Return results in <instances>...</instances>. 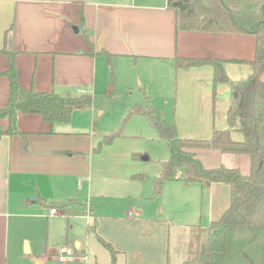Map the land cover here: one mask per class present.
<instances>
[{"label":"crops","instance_id":"crops-1","mask_svg":"<svg viewBox=\"0 0 264 264\" xmlns=\"http://www.w3.org/2000/svg\"><path fill=\"white\" fill-rule=\"evenodd\" d=\"M80 11L93 48L114 55L112 69L103 55L77 53L90 49L77 27ZM4 43L8 50L16 51L21 87L62 95L90 94L95 99L115 96L117 83L132 96L138 92L143 102L146 93L145 103L159 109L180 137L196 139L210 138L213 129L228 128L229 87L219 83L213 102L212 66L175 69L173 58L224 59L226 73L236 80L251 74L248 62L255 54L254 34L178 30L175 11L167 0H0V49ZM8 66L0 52V71ZM261 78L264 80V72ZM8 96V79L0 74V106L7 103ZM73 122L51 125L39 113L18 112V128L28 133L27 149L21 147L18 134L0 137V264H36L40 259L48 264L46 257L54 256L63 245L72 247L76 256L85 255L79 238L72 237V245L65 242L42 249L26 236L31 219L50 217L51 202L72 199L56 209L69 218L73 213L71 220L87 222L88 232L96 239L98 235L110 242L116 250V264H172L184 259L189 225L207 227L229 205L230 187L222 182H191L195 184L191 187V183L173 178L165 180L160 193L153 196L151 178L155 175L135 178L140 171H134L141 168L138 163L128 162L127 170L119 175H97L91 153L99 140L91 134L95 128L78 130ZM0 126L7 128L6 118L0 119ZM230 135L236 141L244 139L239 131ZM136 153L143 154L131 151L134 161L149 159L143 158L146 155L134 157ZM196 154L207 168L236 167L242 174L250 169L247 153L198 149ZM113 186L136 192L132 194L133 211L114 201L120 193ZM157 196L164 204L158 199L154 208L145 206L149 198ZM196 206L201 212L197 217L192 210ZM69 218L67 229L72 228ZM105 250L109 257L104 264H111Z\"/></svg>","mask_w":264,"mask_h":264},{"label":"trees","instance_id":"trees-1","mask_svg":"<svg viewBox=\"0 0 264 264\" xmlns=\"http://www.w3.org/2000/svg\"><path fill=\"white\" fill-rule=\"evenodd\" d=\"M167 6L175 11L178 30L241 32L255 36L254 58L248 63L251 74L245 79L232 80L224 68V59L216 57L175 56L173 67L212 66V97L216 98L219 83L229 87V102L226 111L228 128L213 129L208 139L182 138L176 126L165 121L161 111L145 103L131 104L127 115H145L156 134L167 142L169 157L159 162V173L151 178L152 194L160 193L165 180L177 178L185 183L196 182L209 185L222 182L230 187V201L221 216L207 227L189 225V247L180 264H264V0H167ZM78 28L90 45V49H79L78 54L106 57L110 69L114 55L104 49L95 50L89 32L83 26V15L78 13ZM0 52L6 56L9 66L0 71L8 79L9 96L0 106V119H7V128L0 126V137L18 134L21 147H28V133L17 125V114L39 113L42 119L54 125L69 122L76 109L92 103L90 94L62 95L53 90L37 91L34 87L23 88L18 81L15 64L16 51L2 46ZM112 77V71L110 73ZM232 131L243 134L242 141L231 138ZM119 132H111L99 139L94 151L109 144ZM198 149H215L221 152L247 153L250 169L242 174L236 167L223 165L207 168L197 156ZM139 154H134V157ZM143 178V172L133 175ZM72 202H51L49 206H62ZM56 208V207H55ZM98 241L108 250L111 264H116V250L112 244L97 235Z\"/></svg>","mask_w":264,"mask_h":264},{"label":"rangeland","instance_id":"rangeland-1","mask_svg":"<svg viewBox=\"0 0 264 264\" xmlns=\"http://www.w3.org/2000/svg\"><path fill=\"white\" fill-rule=\"evenodd\" d=\"M114 88V92L117 90L119 94L115 93V96L92 98L91 105L82 109H76L71 119V121H74L73 123H75L78 130L89 131L94 127L95 130L92 131L91 134H93L97 140L102 139L103 135L106 133L119 132L118 136L115 137L111 143L104 144L99 151L91 149L95 166L98 169L97 175H119L123 170H127V167H129L128 162H132V164L138 163L141 166L139 170L134 172L140 171L143 172L144 175H158L159 162L169 157L167 142L156 134L149 119L145 115H127L128 108L131 104L135 102L143 103L139 93L135 92L132 96L128 90H125L122 85L118 86L117 83L114 85ZM128 103L131 104L127 105ZM96 144L97 143H95L94 146H96ZM131 151H141L143 154L140 155L139 158L146 155L149 159L134 161L131 158ZM179 182L185 183L182 179H179ZM191 185L195 184L191 183L190 186ZM113 187L116 189L115 191L119 190L118 193H120V196H116L114 201L126 207V209L129 208L133 211V208H131L133 206L131 205L135 202V197L132 194L136 192L129 188H122L121 190L119 186ZM157 200L159 203L164 204L162 198L157 196L156 199L149 198L145 206L152 209L154 205H156ZM117 208V212L121 213V207L117 206ZM192 210L195 212V217L201 214L199 206H196ZM69 214L70 218L69 215L65 213V215H48L50 217L45 216L35 221L31 219L32 227L26 232V236L32 240L33 246H39V248L42 249L44 247L50 248V246L62 245L65 242L72 245L71 238H79L83 242L84 246L82 247V251L85 252L88 261L83 263L80 261V258L77 257L68 264H104L107 262L109 257L107 251L93 234L88 232L87 222H74V220H71L74 214ZM82 214L85 213L83 212ZM84 217H86V214ZM68 218L70 222L73 221L71 223V229H67ZM27 222L28 220H26V224ZM24 226L25 225L22 227ZM28 238L25 239L26 242H29ZM24 247L25 244L23 243V250ZM182 259L183 258L174 260L172 264H180ZM44 261L48 264H63L58 262L55 257L51 255L50 257H46Z\"/></svg>","mask_w":264,"mask_h":264},{"label":"built area","instance_id":"built-area-1","mask_svg":"<svg viewBox=\"0 0 264 264\" xmlns=\"http://www.w3.org/2000/svg\"><path fill=\"white\" fill-rule=\"evenodd\" d=\"M49 215H58V214H61L59 212L58 209H56L55 207H52L50 210H49ZM86 218L89 219L90 216H89V213H86ZM54 257L62 262V263H66V262H70V261H73L75 258L79 257L81 259H84L86 260L87 259V256L86 254L85 255H82V256H76L75 253H74V250L69 247V246H60L56 249V252L54 253Z\"/></svg>","mask_w":264,"mask_h":264},{"label":"water","instance_id":"water-1","mask_svg":"<svg viewBox=\"0 0 264 264\" xmlns=\"http://www.w3.org/2000/svg\"><path fill=\"white\" fill-rule=\"evenodd\" d=\"M143 158L147 159V156H144ZM38 202L43 204L45 201L44 200H38ZM35 263L36 264H43V261L42 260H35Z\"/></svg>","mask_w":264,"mask_h":264}]
</instances>
